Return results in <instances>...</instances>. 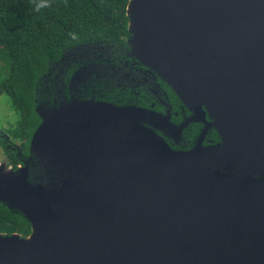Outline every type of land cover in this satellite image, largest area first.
I'll list each match as a JSON object with an SVG mask.
<instances>
[{"label": "water", "instance_id": "water-1", "mask_svg": "<svg viewBox=\"0 0 264 264\" xmlns=\"http://www.w3.org/2000/svg\"><path fill=\"white\" fill-rule=\"evenodd\" d=\"M126 16L127 46L72 47L43 76L29 152L0 163V203L31 231L0 233V264H264V0H129ZM134 65L188 110L178 126L84 98Z\"/></svg>", "mask_w": 264, "mask_h": 264}, {"label": "trees", "instance_id": "trees-1", "mask_svg": "<svg viewBox=\"0 0 264 264\" xmlns=\"http://www.w3.org/2000/svg\"><path fill=\"white\" fill-rule=\"evenodd\" d=\"M128 1L0 0V56L7 61L0 68L6 71L0 93L8 96L17 112L16 126L9 134L24 139L22 153L28 154V141L40 123L35 105L46 94L43 76L52 79L58 74L56 63L72 47L95 42L127 46ZM30 231L22 215L0 203V233L26 237Z\"/></svg>", "mask_w": 264, "mask_h": 264}, {"label": "flooded vegetation", "instance_id": "flooded-vegetation-1", "mask_svg": "<svg viewBox=\"0 0 264 264\" xmlns=\"http://www.w3.org/2000/svg\"><path fill=\"white\" fill-rule=\"evenodd\" d=\"M108 55L111 54L108 53L107 56ZM107 56H105V58ZM117 57L118 56H115V59H113L114 63L118 60L121 61L123 56L120 57V59H117ZM94 59L91 56V60L95 63H104V59L102 60L99 57ZM88 60L89 59L87 58L77 59L74 63H71L68 68H65L64 74L59 77L64 79L68 70H71L69 74L71 75L72 72L80 65L89 62ZM129 67L130 63L127 65V67L123 66L124 69ZM133 69L140 72L137 73V77H126L120 84L121 86H117L116 88L110 90H107L105 87V91H99L95 89L97 92L96 95L91 93L92 89H88L86 92H84V98H89L91 95H94V97L97 96L98 99L103 101H110L119 105H131L140 108H146L159 113L167 114L173 125L178 126L183 121L185 116L188 115V110L184 107H181L180 101L177 99V97L159 78H154L151 74L146 76L142 74L145 68L140 65H134ZM56 75L57 74H55L52 78L56 77ZM9 130L10 129L0 128V151L3 155L2 159L7 160L6 164L11 166L13 169H16L18 166L23 164L22 159L27 154L21 152V144L24 139H14L9 134ZM198 130V124H189L188 127L182 129L181 133H179L180 135L172 133L170 135L171 140L169 141H172L171 143L174 147H178L177 145L180 143H176V140L174 139L175 137L178 139V136H180L181 140L183 137L187 139V137H193L198 132ZM29 144L30 139L28 141V148ZM13 157H15L16 161H13Z\"/></svg>", "mask_w": 264, "mask_h": 264}, {"label": "rangeland", "instance_id": "rangeland-1", "mask_svg": "<svg viewBox=\"0 0 264 264\" xmlns=\"http://www.w3.org/2000/svg\"><path fill=\"white\" fill-rule=\"evenodd\" d=\"M6 65V59L0 56V68L6 67ZM5 75L6 71L0 70V79L4 78ZM13 111L8 96H6L5 93H0V128L10 129L16 126L18 116L16 115L17 112ZM2 157L3 155L0 151V163L2 161L7 162V160L2 159Z\"/></svg>", "mask_w": 264, "mask_h": 264}]
</instances>
